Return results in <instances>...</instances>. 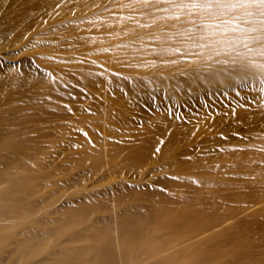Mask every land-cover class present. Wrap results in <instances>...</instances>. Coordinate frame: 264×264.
I'll list each match as a JSON object with an SVG mask.
<instances>
[{"label": "rangeland", "instance_id": "1", "mask_svg": "<svg viewBox=\"0 0 264 264\" xmlns=\"http://www.w3.org/2000/svg\"><path fill=\"white\" fill-rule=\"evenodd\" d=\"M117 1L127 0H0V137L12 139L14 135L16 143L4 146L22 151L17 157L0 154V162L10 159L12 164L26 168V173H11L4 178L19 181L15 190L20 195L28 193L24 180L34 181L28 200L37 207L36 219L40 223L52 226V220L69 218L75 212L83 216L84 222L77 223L75 228L82 237L69 243L72 249L87 247L93 233L90 225L94 224L102 233L94 249L109 252L108 245L113 243L109 258L118 253L127 233L122 223L130 214V206L167 185L179 163L183 176H207L210 170L196 167L195 163H217L218 148L219 154H226L221 158L232 164L241 158L247 145L264 142V70L238 58L254 50L258 53V45L249 39L258 35L234 29L239 44L233 37L222 36L221 47L214 48L201 40L208 38L212 29L223 27L225 20L206 23L203 31L195 34L199 40L195 36L192 45L186 39L189 44L181 42L183 45L176 46L174 37H168L166 43L172 44L168 52L129 29L138 44L153 45L147 49L135 45L130 49L129 70L124 76L113 74L112 82L108 78L111 73L103 71L86 83L89 89L75 81L70 87L54 84L59 94L57 99L53 97L57 100L53 107L47 99L51 94L47 80L53 77L49 69L62 65L68 54L80 52L68 38L74 33H68L71 27H78L82 33L95 23L90 20L94 15L100 17L102 12L98 10L104 5L112 8L103 11L99 22L110 24L109 28L116 26L120 10L125 16L126 12L132 14L126 16V22L136 24L133 10L137 9L129 12L122 5L113 7ZM165 1L170 4V0ZM170 9L172 16L184 25L207 17L201 9ZM232 24L238 27L235 22ZM239 26L241 30L250 27ZM91 28L96 33L101 30L100 25ZM130 28L136 30L134 26ZM164 28L159 25L151 29ZM43 32L47 34L33 41L34 35ZM245 32L250 36H243ZM107 42L98 41L92 47ZM190 49H195L196 59L184 58ZM151 50L155 52L150 53ZM242 50L246 53H240ZM221 52L229 55L222 56ZM138 55L148 58L140 60ZM101 56L93 55L102 68L109 60ZM176 56L183 58L182 62H176ZM259 61L264 64V59ZM143 62L147 66L137 70ZM37 86L45 87L47 97L36 90ZM65 91L67 95H63ZM7 116L19 120L3 121ZM256 132L260 136L253 140ZM202 152L213 156L198 161L206 157ZM28 155L32 164L27 161ZM190 155L191 160L184 159ZM1 169L4 170L2 164ZM157 181L160 187L154 189L151 183ZM43 182L47 184L42 186ZM8 186L1 185L0 197L13 190L6 189ZM7 207L0 199V209ZM72 234L57 238L60 245L56 256H62ZM44 256L45 252H37L28 264H49L43 262ZM3 258L10 264L6 253Z\"/></svg>", "mask_w": 264, "mask_h": 264}, {"label": "bare ground", "instance_id": "2", "mask_svg": "<svg viewBox=\"0 0 264 264\" xmlns=\"http://www.w3.org/2000/svg\"><path fill=\"white\" fill-rule=\"evenodd\" d=\"M165 2V0H127L117 1L113 4V7L125 6L124 11L127 9L129 12L136 8L137 10H133L136 11V24L133 23L134 25L131 21L126 22L125 20L126 16L132 14L126 12L125 16L122 10L115 18V27L109 28L107 25L110 24L99 22L100 17L104 15L103 11L112 8L111 5H104L98 10L102 12L100 17L94 15L90 19L92 22L95 21L90 25L91 27L101 26L98 33L89 26L82 33L78 31V27H71L72 30L68 33H74L68 38L74 42L80 52L68 54L62 65L49 69L53 73V77L47 80L51 94L45 93L43 91L45 87L42 86L35 87L36 90L42 92L46 97L48 94L47 99L55 107L56 95L59 94V91L57 92V88L54 89V84L62 83L70 87L75 81L85 89H89L86 83H90L91 77L95 74L101 76L103 71L111 73L108 78L113 82V74L120 73L124 76L123 74L129 70V61H131L129 53L135 45L147 49L154 44L157 49L168 52L172 47V44L166 43V40L169 41L168 37L171 39L174 37L173 43L176 46L181 42L189 44V40L186 39H190V42L195 40L194 37L206 23L231 20L229 15L219 18L200 17L192 20L190 25H184L172 16L173 12L170 6L175 5ZM161 7L163 12L159 11ZM179 9L184 11L183 8ZM191 15L187 16L192 18ZM164 19L165 21H162ZM180 20L182 19L180 18ZM226 22L223 27H218L217 30L212 29V34L201 40L207 41L213 48L219 46L220 41L224 40L219 39L222 36L233 37V40L236 39V44H239V37L235 38L236 30H247L238 29L243 25L233 27L235 25ZM159 25L165 28L163 30L151 29ZM131 26H134L136 30L131 29ZM129 29L136 32V35H141L144 41L147 40L146 42L153 44L141 46L137 43L138 40H134L133 33ZM234 29L236 30L234 31ZM249 32H245L243 36H250ZM46 34L43 32L34 35L33 41H38L40 36ZM254 34L261 35L259 32ZM198 37L197 40H199ZM153 39H159V41L155 43ZM102 40L109 42L102 46L92 47L95 42ZM181 44L183 45V43ZM192 44L194 43L191 42L189 45ZM211 46L210 48H212ZM200 48H205V46L200 45ZM213 51L211 55H213ZM152 52L155 51L151 50L150 53ZM95 53H101L102 58L109 60L102 68L93 57ZM195 53V49H190L184 58L191 56L196 59L197 54L195 56ZM240 53H246V51L242 50ZM201 54L204 56V53ZM220 54L222 56L229 55L228 52ZM152 57L154 58V56ZM146 58H148L147 55L139 57L140 60ZM165 58L162 59V62L166 60ZM238 58L244 63L251 62L257 67L263 64L259 60L264 59L255 53V50L251 53L241 54ZM173 59L179 63L183 60V58L178 59V56ZM145 64L143 62L135 67L137 70H143V66H147ZM64 94L67 95L68 92L65 91ZM54 96L56 99L53 98ZM62 116L64 117V115ZM18 120V118L10 120L7 116L3 121ZM259 136L260 132H256L253 140ZM16 140L17 137L14 135L12 139L1 136L0 154L5 153L11 157L20 155L22 151L4 146L11 142L16 143ZM220 152L218 148L216 150L218 154L215 157L220 159L217 163H195L196 167L209 169V175L190 178L188 175L183 176L180 172L181 167H178L179 163L172 171L171 175L174 177L167 180L169 181L167 185L163 186L161 190L148 194L144 200L131 205L130 214L122 223L127 233L122 237L120 250L112 255V258L107 256L112 254L113 246L111 244L113 243L108 245L109 252L94 249L95 243L102 239V233L94 224L90 225L93 228V233L89 236L87 247L72 249V245L69 243L82 237L79 230L75 231L76 224L84 222L83 216L77 215L78 212L73 213L69 218L60 217L52 220L51 222L55 223L52 226L40 223V220L36 219L37 207L28 200V196L33 193L34 181L26 178L24 183L28 193L20 195L15 190L19 181L14 178H4L11 173H16V175L26 173V168L12 164L10 159H7V162H0L4 165V170H0V187L9 184L6 189L13 188L11 192L3 193L0 197L8 204L7 208L0 209V244L2 245V248L0 247V264H6L3 258L4 253L8 255L10 264H28L34 254L40 251L45 252L43 262L49 264H264V225L262 224L264 222V142L247 145L241 158L233 161L232 164L225 162L226 159L221 157L226 154H219ZM202 153L206 157L198 161L207 160L213 156ZM27 157V161L32 164L31 156ZM186 158L191 160L193 155L186 156L184 159ZM25 164L28 165V162ZM188 167L189 164H187ZM176 168L177 171H175ZM46 184L43 182L42 186ZM151 185L157 189L160 187V181L154 185L151 183ZM10 201H19V203L11 205ZM64 233L73 234L67 240L69 245L62 249V256L58 257L56 255L59 252L60 244L56 240Z\"/></svg>", "mask_w": 264, "mask_h": 264}, {"label": "snow or ice", "instance_id": "3", "mask_svg": "<svg viewBox=\"0 0 264 264\" xmlns=\"http://www.w3.org/2000/svg\"><path fill=\"white\" fill-rule=\"evenodd\" d=\"M177 8L201 9L208 18H219L225 14L231 17L228 23L249 25L247 31L259 36H250L252 43L258 45V54L264 58V0H170ZM248 47V44L245 43ZM249 51H252L249 48ZM264 70V64L258 65Z\"/></svg>", "mask_w": 264, "mask_h": 264}]
</instances>
